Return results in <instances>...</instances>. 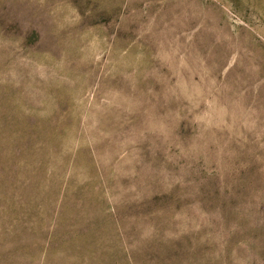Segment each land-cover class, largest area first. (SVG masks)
I'll use <instances>...</instances> for the list:
<instances>
[{
  "label": "rangeland",
  "instance_id": "rangeland-1",
  "mask_svg": "<svg viewBox=\"0 0 264 264\" xmlns=\"http://www.w3.org/2000/svg\"><path fill=\"white\" fill-rule=\"evenodd\" d=\"M0 264H264V0H0Z\"/></svg>",
  "mask_w": 264,
  "mask_h": 264
}]
</instances>
